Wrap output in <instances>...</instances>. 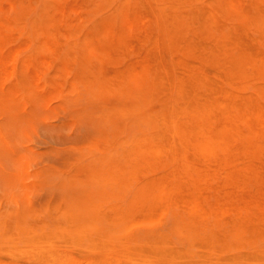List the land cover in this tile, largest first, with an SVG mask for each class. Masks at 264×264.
Listing matches in <instances>:
<instances>
[{
    "label": "bare ground",
    "instance_id": "6f19581e",
    "mask_svg": "<svg viewBox=\"0 0 264 264\" xmlns=\"http://www.w3.org/2000/svg\"><path fill=\"white\" fill-rule=\"evenodd\" d=\"M49 68L65 78L48 81ZM23 75L39 84H22ZM69 78L107 100L106 121H121L114 133L90 137L88 151L102 165L89 167L86 180L135 183V194L125 205L89 196L31 209V219L0 213L2 245L60 255L85 242L108 263H210L217 253L213 262L264 264V0H0V103L26 105L32 89L60 91ZM166 214L184 234L176 257L163 231H132Z\"/></svg>",
    "mask_w": 264,
    "mask_h": 264
},
{
    "label": "rangeland",
    "instance_id": "374dc122",
    "mask_svg": "<svg viewBox=\"0 0 264 264\" xmlns=\"http://www.w3.org/2000/svg\"><path fill=\"white\" fill-rule=\"evenodd\" d=\"M35 9L36 10L30 9L29 7V12L27 11L26 13H29L30 16H33L40 10V6ZM32 10L34 11L32 12ZM108 10L109 9L107 8V11ZM107 11L98 12V14L99 16L101 14H103L102 16H104L105 14L108 15ZM94 16L95 13L92 12H87L85 14V18H93ZM143 30L144 29H141V31ZM197 38L199 41L202 40L200 37ZM127 60L128 58L123 59V61ZM207 71L210 72V69L208 68ZM45 74L48 81L55 80L57 76H59L60 78H65L64 70L59 68L46 69ZM19 79V81L24 82L22 84H25L26 79L25 85L29 83L30 88L36 87V85L39 84L31 77L29 78L27 76H24L20 77ZM70 81L71 78L66 79V82L60 91L48 90L44 93H39L32 89L33 91L29 93L32 98L26 105L22 104L19 106H15L8 104L10 105L8 107L7 104L0 103V156H2V159L1 157L0 159L3 162L2 165V162L0 161V213H3L5 215H12L13 217L17 215L21 217L25 216L28 217V219H31V214H29L31 213V211H29L31 209H38V211L42 213L44 212V208L47 206L52 207L57 203L77 201L89 196L93 197L94 199L108 198L111 203L122 205L127 204L133 198L136 189L135 183L125 189H119L117 187L110 186L101 187L86 180L85 172L89 167L93 168L94 166L102 165L101 160L96 159V156L92 157V155L89 153V144L94 141L93 139L96 140L100 138V135L102 136L106 133H112L114 131L113 129L117 126L116 123L119 124V122L121 121H117L119 119H115L114 121L117 122L114 123V121H112L113 124H115V126H112V122L106 121L103 115L102 103L106 105L105 103H107V100H103V98L100 99V97L93 93L84 82L77 80L75 81V85L72 87L71 85H69ZM97 105L99 108L96 107ZM90 106H94L93 108L95 109L96 107V109L93 110ZM5 107L6 109H9L10 107L12 108V110L11 108L9 110L10 113H14L15 109L17 112V114L16 112L14 113L15 117L12 115V113L10 114L8 110H5ZM33 107H36V109ZM89 109L90 111L88 113L85 112ZM5 112L6 114L10 115H3V113ZM85 119L88 122L90 121L88 126L84 125L86 122ZM13 120L15 121V123ZM94 121L97 125L94 124ZM86 124L88 123L86 122ZM98 124L99 126L101 125L100 127L104 128V130L103 128H100L103 131L99 130ZM4 126L6 128L11 126V129H6ZM111 128L113 131L111 130ZM91 129H94L95 132H99H96L97 135H95L93 133L94 131ZM10 130L12 131V133L14 132L11 139L10 137L12 134L10 133ZM88 130L91 131L89 132ZM91 132L93 133L94 137L91 136ZM86 136L87 138H89L82 140V138H85ZM90 137L93 139H91ZM8 140L11 142H9ZM8 150L12 151L10 152ZM63 151L67 153V156H64L66 153H63ZM69 151H71L72 155ZM80 152L81 154H79ZM68 154L69 156L71 155V160H69ZM60 155L61 164L59 163V161L55 162L54 164L53 161L59 160L57 158L60 157ZM62 155L64 157H62ZM65 157L67 161L65 160ZM5 159H7L8 161ZM56 163L58 165H56ZM63 163H65V166L63 165ZM9 164L11 167L9 166ZM5 166L8 167L4 169ZM81 168L83 170V174L80 173ZM2 171L4 174L2 173ZM74 172L77 175H75ZM79 173L82 175H80ZM74 187L75 189H73ZM80 187H83V189L81 188L80 190ZM55 190L59 197H61L60 199L57 194L55 195ZM76 190L78 194L82 192L83 194H76ZM53 198H55L56 200ZM18 199L22 200L20 201L21 203L18 201ZM57 199H59V202H55L57 201ZM53 201L55 202V204L53 203ZM41 202L45 204H42V206L40 204ZM26 205L27 207L25 208ZM20 206L21 208H23L21 209ZM42 216H44L46 219V214H43ZM147 225L149 226V228H147ZM176 230L177 229H174V227H172L171 214L164 215L159 221H153L151 223H138L132 228V231L139 237H146L152 233H159V231H163V233L168 235V237L170 238L168 239V245L174 252L173 253L171 250L173 257H176L175 252L182 248L184 242L181 241L184 238V236L182 238V235L184 234ZM172 231L177 232V234H182L180 236V234L177 235ZM172 233L177 235L178 237L173 235ZM179 237L181 238L180 240ZM159 248H161V245L158 246V249ZM141 249L142 251L147 252L150 250V246L144 244L141 245ZM59 251L61 252V256L58 252L54 253L48 251L47 249L37 250L35 248H27L22 243H13L10 245H2L0 243V262L4 263L6 261L4 264H70L72 262V264H74L76 261L75 264H79L77 259H80V264L82 262V264H184L161 258L151 260L140 258L136 261L121 258L112 263H108L103 259V251L97 248H89V246H87V243L85 242L78 248L71 249L67 247H61ZM72 256L76 258L75 261ZM49 257H64L66 260L60 262V259H52ZM158 257L164 256H160L158 254ZM210 257H214V261L216 258L221 257V255L215 253L211 254ZM68 259H71V262H68ZM86 259L88 260L86 261ZM213 261L210 263H204L203 261L196 259L195 262L187 264H230L229 262L225 263L220 258L215 262Z\"/></svg>",
    "mask_w": 264,
    "mask_h": 264
}]
</instances>
